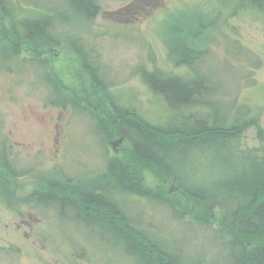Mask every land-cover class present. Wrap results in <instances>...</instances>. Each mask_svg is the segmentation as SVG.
<instances>
[{
	"label": "rangeland",
	"instance_id": "rangeland-1",
	"mask_svg": "<svg viewBox=\"0 0 264 264\" xmlns=\"http://www.w3.org/2000/svg\"><path fill=\"white\" fill-rule=\"evenodd\" d=\"M96 1L99 12L87 19L73 11L67 0H8L20 17L26 10L30 16L54 14L53 31L67 41L40 49V59L48 64L46 71L28 59L37 53L23 42L20 46L27 58L21 66H4L0 61V143L8 149L17 170V176L9 175L3 183L1 176H7L8 169L0 164V264H135L133 258L108 245L101 228L85 225L77 216L79 219L72 220V211H67L70 218L59 217L48 204L36 206L30 194L52 191L73 198L78 187L79 191L87 188L98 178L111 156L129 160V142L114 133L107 137L97 123L96 117H104L112 131V100L136 110L152 124L174 126L176 113L140 79L141 71L153 65L189 76L190 68L180 64L172 47L195 48L194 38L201 41V36L207 37L202 47L210 53L204 64L231 89L223 99L235 111L240 107L249 108L247 113L259 111L264 127L263 12L248 4L236 9L238 0ZM0 21L5 24L0 25V32L6 31L3 37L10 35L9 21L1 17ZM199 24L209 27L199 31ZM198 32L204 33L198 37ZM69 39L77 48L69 47ZM74 49L84 54V60ZM91 55L94 58L87 60ZM251 59L260 63L256 66ZM91 69L97 70L96 79L109 85L106 89L92 77ZM46 72H50L51 83ZM50 95L58 101L50 103ZM241 140L246 146H258L256 128L243 130ZM220 154L224 152L216 153ZM197 162L199 170L208 166L205 161ZM238 164H223V173ZM137 167L139 175L130 176V180L141 195L130 194L127 201L135 206L134 214L143 212L142 220L153 236H160L167 246L175 239L205 259L223 251L219 239L214 240L212 225H208H222L218 213L205 220L202 212H194L202 224L180 223L191 216L182 214L188 208L183 207L179 193L173 194L177 193L176 184L158 177L146 165ZM214 167L218 172V165ZM212 169L197 170L196 178L208 180L215 175ZM65 178L68 180L63 181ZM150 196L170 205L179 203L180 213L174 217L169 207L153 203ZM88 215L97 222L95 215ZM83 249L85 255L80 257Z\"/></svg>",
	"mask_w": 264,
	"mask_h": 264
},
{
	"label": "trees",
	"instance_id": "trees-1",
	"mask_svg": "<svg viewBox=\"0 0 264 264\" xmlns=\"http://www.w3.org/2000/svg\"><path fill=\"white\" fill-rule=\"evenodd\" d=\"M67 1L73 11L84 14L87 19H92L99 12L96 0ZM246 4L264 13V0H238L235 7L238 9ZM16 12L17 8L9 4L8 0H0V17L10 24V35L3 37L6 31L0 32L1 65L18 63L21 66L25 60L23 58H27L20 46L23 42L37 53L28 59L43 66L46 71L48 64L46 59H40V49L60 46L67 41L61 40L53 31L57 17L50 12L30 16L29 10L20 17ZM212 24L210 22L209 26ZM0 25L5 26L1 21ZM209 26L199 24V31ZM203 33L198 32L197 36ZM200 39L194 38L195 48L172 47V54L178 57L180 64L190 68L189 76L168 72L154 65L144 68L140 73V79L149 91L163 99L167 107L180 113L174 119L172 128L152 124L136 110L112 100V131L104 117H96L97 123L101 124L107 137L114 133L129 142V160L111 156L90 186L80 191L77 188L72 196L74 199L60 197L58 192L52 191L30 194L36 206L48 204L59 212V217L70 218L67 211H72V220L80 217L85 225L90 223L98 226L108 245L133 258L135 264H264V127L260 125V112L251 110L247 113L249 108L240 107L232 117L229 115L228 107L231 105L223 98L231 89L224 83L225 79L217 80L213 68L204 64L203 60L208 58L210 50L206 46L202 47L207 37L201 36ZM69 41V47L77 48L71 39ZM74 50L84 60V54L79 49ZM93 58L91 55L87 60ZM251 60L256 66L260 63ZM83 64L87 67L86 62ZM225 71H230V68H225ZM90 72L96 79L97 70L91 69ZM45 76L50 80V72H46ZM96 80L106 85L105 89L109 86L103 80ZM53 89L52 83L51 91ZM48 101L56 103L58 100L51 96ZM249 126L257 130L258 146H246L241 140L243 130ZM210 150L213 154H210ZM222 151L224 154L216 155ZM8 156V149L0 143V164L8 169L7 176H1L3 183L9 175L17 176V170ZM231 159L235 161L231 162ZM130 160H134L136 165ZM199 160L205 161L208 166L199 170ZM233 163L239 164L228 167L223 173L225 167L221 166ZM140 165L148 166L158 177L176 184L177 193L173 194L179 193L184 200L183 207L188 208L182 214L191 216L181 220L176 218L180 223L202 224L193 216L194 212H202L205 220L216 213L220 215L221 226L208 225H212L214 240L219 239L223 251L213 253L211 259H205L200 253H190L175 239L171 246H167L160 236L152 235V229L142 220L143 212L139 211L141 216L135 214L134 218L131 217L135 206L127 201V197L135 193L139 197L141 193L131 182L130 176L139 175L140 168L137 166ZM216 165L218 172L214 167ZM207 168H213L215 175L206 181L198 180L197 170L199 173L207 172ZM46 181L49 182L48 179ZM234 182L242 186L236 192L231 188ZM150 197L153 203L169 207L174 217L177 212L180 213L179 203L170 205L158 197ZM243 200H248V203L242 205L240 202ZM88 214L95 215L97 222L94 223ZM85 252L83 249L78 255L82 257Z\"/></svg>",
	"mask_w": 264,
	"mask_h": 264
},
{
	"label": "bare ground",
	"instance_id": "bare-ground-1",
	"mask_svg": "<svg viewBox=\"0 0 264 264\" xmlns=\"http://www.w3.org/2000/svg\"><path fill=\"white\" fill-rule=\"evenodd\" d=\"M75 45V44H74ZM204 108H206V107H204ZM228 112H229V115H231V117L234 115V112H235V110H234V108L233 107H228ZM200 111H201V109H200ZM176 114H175V117H177L180 113L179 112H177V111H174ZM239 187H241L242 188V186L240 185V184H238V183H232V185H231V188H233L234 189V191L236 192L237 191V189L239 188ZM225 197V196H224ZM224 199V198H223ZM113 201H115V200H113ZM110 202V201H109ZM110 203H112V202H110ZM240 203H242V205H245L246 203H248V200H243V201H241ZM134 213L132 212L131 213V217L132 218H134Z\"/></svg>",
	"mask_w": 264,
	"mask_h": 264
}]
</instances>
